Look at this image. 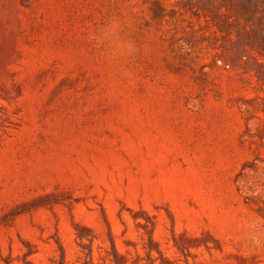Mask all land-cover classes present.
Masks as SVG:
<instances>
[{
    "label": "rangeland",
    "instance_id": "obj_1",
    "mask_svg": "<svg viewBox=\"0 0 264 264\" xmlns=\"http://www.w3.org/2000/svg\"><path fill=\"white\" fill-rule=\"evenodd\" d=\"M0 264H264V0H0Z\"/></svg>",
    "mask_w": 264,
    "mask_h": 264
}]
</instances>
